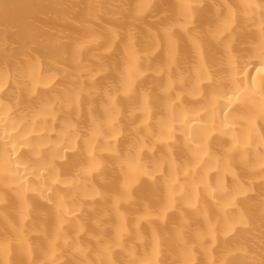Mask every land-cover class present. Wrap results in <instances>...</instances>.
Masks as SVG:
<instances>
[{
	"label": "bare ground",
	"instance_id": "1",
	"mask_svg": "<svg viewBox=\"0 0 264 264\" xmlns=\"http://www.w3.org/2000/svg\"><path fill=\"white\" fill-rule=\"evenodd\" d=\"M0 264H264V0H0Z\"/></svg>",
	"mask_w": 264,
	"mask_h": 264
}]
</instances>
